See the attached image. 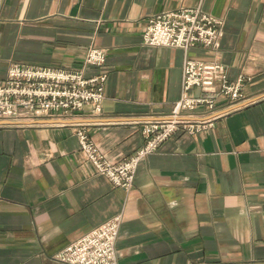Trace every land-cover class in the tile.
<instances>
[{"label":"crops","instance_id":"0c3cea01","mask_svg":"<svg viewBox=\"0 0 264 264\" xmlns=\"http://www.w3.org/2000/svg\"><path fill=\"white\" fill-rule=\"evenodd\" d=\"M182 6L223 20L214 47L143 43L149 17ZM90 47L106 55L100 113L0 120V264H64L52 255L118 213V264H264V0H0V79L11 62L92 75ZM188 57L244 75V100L216 118L197 109L210 125L174 133L129 191L114 186L76 131L127 159L178 99Z\"/></svg>","mask_w":264,"mask_h":264},{"label":"built area","instance_id":"2783aa9c","mask_svg":"<svg viewBox=\"0 0 264 264\" xmlns=\"http://www.w3.org/2000/svg\"><path fill=\"white\" fill-rule=\"evenodd\" d=\"M222 26V19L199 6H182L149 17L142 40L146 45L178 47L185 51L198 45L214 47ZM105 61L102 48L87 49L83 66L98 70L89 76L83 69L71 71L11 62L5 77L0 79V120L17 122L42 116L70 115L85 107L100 113L107 80V74L102 70ZM246 79L239 74L230 80L221 62L185 58L178 99L165 118L142 124L144 144L131 156L120 162L111 161L88 139L83 128L76 131L79 149L97 173L114 186L129 191L137 166L144 157L156 151L174 133H197L210 125L212 118L241 103ZM193 89L200 93L192 94ZM220 101L223 105L217 110ZM197 109L215 112L214 117L195 119ZM121 221L120 213L110 217L56 251L53 259L64 264H118L115 243Z\"/></svg>","mask_w":264,"mask_h":264},{"label":"rangeland","instance_id":"374dc122","mask_svg":"<svg viewBox=\"0 0 264 264\" xmlns=\"http://www.w3.org/2000/svg\"><path fill=\"white\" fill-rule=\"evenodd\" d=\"M17 63V62H16ZM7 70V69H6ZM4 78V77H3ZM2 79V78H1ZM78 112V111H77ZM53 116V115H52ZM53 256V255H52ZM53 258V257H52Z\"/></svg>","mask_w":264,"mask_h":264}]
</instances>
